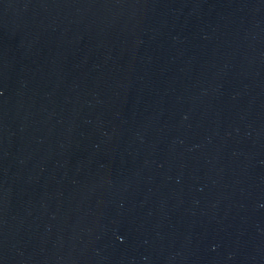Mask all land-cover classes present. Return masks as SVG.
Segmentation results:
<instances>
[{
  "label": "water",
  "instance_id": "1",
  "mask_svg": "<svg viewBox=\"0 0 264 264\" xmlns=\"http://www.w3.org/2000/svg\"><path fill=\"white\" fill-rule=\"evenodd\" d=\"M0 264H264V0H0Z\"/></svg>",
  "mask_w": 264,
  "mask_h": 264
}]
</instances>
